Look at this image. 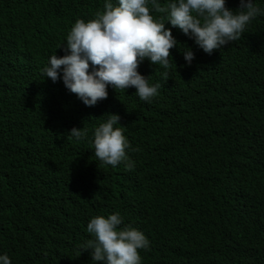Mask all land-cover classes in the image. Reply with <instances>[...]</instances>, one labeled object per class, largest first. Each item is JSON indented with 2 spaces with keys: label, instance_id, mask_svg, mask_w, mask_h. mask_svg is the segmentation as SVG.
Returning a JSON list of instances; mask_svg holds the SVG:
<instances>
[{
  "label": "trees",
  "instance_id": "1",
  "mask_svg": "<svg viewBox=\"0 0 264 264\" xmlns=\"http://www.w3.org/2000/svg\"><path fill=\"white\" fill-rule=\"evenodd\" d=\"M106 2L0 0V256L92 264L87 224L119 213V227L149 241L141 264H264V13L210 55L166 22L178 41L168 80L147 58L138 68L158 95L147 102L109 85L88 107L42 69L66 54L75 21ZM111 113L133 170L94 155V130ZM73 127L87 135L72 137Z\"/></svg>",
  "mask_w": 264,
  "mask_h": 264
},
{
  "label": "clouds",
  "instance_id": "2",
  "mask_svg": "<svg viewBox=\"0 0 264 264\" xmlns=\"http://www.w3.org/2000/svg\"><path fill=\"white\" fill-rule=\"evenodd\" d=\"M262 13L264 9L253 0H239L236 11L226 6V0H168L164 4L159 0H117L115 4L108 0L95 18L75 21L62 44L66 54L52 55L42 72L54 83L62 78L65 87L88 107L107 99L109 85L114 90L134 87L141 100L151 102L161 85L150 84L138 68L147 58L166 70L163 78L168 80L170 50L178 46V41L165 27L166 22L194 39L210 55L240 39ZM183 53L190 65L194 53L191 49ZM119 121L120 116L111 113L107 122L95 128L94 155L105 165L115 168L123 162L127 170H133L134 162L126 151L129 141L121 127H114ZM68 133L80 139L87 130L73 127ZM121 224L119 213L95 216L87 224V232L94 239L83 250L91 249L88 253L92 264H141L139 250L148 249L149 241L138 229L121 228ZM0 264H11L10 258L0 256ZM65 264L80 263L68 257Z\"/></svg>",
  "mask_w": 264,
  "mask_h": 264
}]
</instances>
